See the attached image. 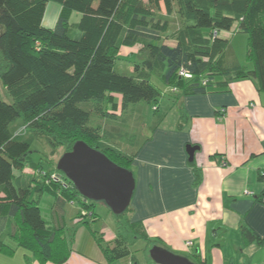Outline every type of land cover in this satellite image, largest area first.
Returning <instances> with one entry per match:
<instances>
[{"label": "trees", "instance_id": "1", "mask_svg": "<svg viewBox=\"0 0 264 264\" xmlns=\"http://www.w3.org/2000/svg\"><path fill=\"white\" fill-rule=\"evenodd\" d=\"M49 2L61 6L52 28L44 26ZM74 13L81 18L71 24ZM174 25L179 28L172 32ZM235 25L248 36L251 68L228 63L230 43L220 34ZM126 46L137 48L140 59L133 76L115 71ZM247 79L264 92V0H0V82L11 98L0 97V254L11 256L22 248L41 264L68 262L72 250L66 226H52L43 217L45 195L53 200L55 213L64 215L65 205L72 204L81 209L77 221L83 225L99 219L96 203L79 195L56 166L32 160V142L46 140L71 151L83 141L130 170L132 157L98 145L103 130L94 119L104 116L95 111L99 105L88 112L82 103L105 102L107 117L115 118L116 95L126 110L141 103L157 106L165 89L199 96L226 92L230 82ZM19 121L20 126L14 125ZM27 169L34 174L26 175ZM16 173L18 180L26 175L29 182L16 187ZM258 178L264 184V174ZM257 201L264 204V191ZM131 211L113 214L112 241L92 231L108 264L136 262L132 247L139 241L148 250L161 245L142 223L131 220ZM242 235L248 245L264 244V237L249 228L242 227Z\"/></svg>", "mask_w": 264, "mask_h": 264}, {"label": "crops", "instance_id": "2", "mask_svg": "<svg viewBox=\"0 0 264 264\" xmlns=\"http://www.w3.org/2000/svg\"><path fill=\"white\" fill-rule=\"evenodd\" d=\"M57 18L45 27H54ZM178 28L174 25L172 32ZM236 34L237 25L230 33L220 34L230 43L228 63L251 68L238 55ZM163 93L162 115L150 126L142 119L144 129L148 133L152 129L149 136L141 137L138 126L130 125L141 117L138 104L131 114L125 112L129 107L124 110L123 129L115 123L118 115L113 119L114 140L118 138L123 145L118 149L135 156L130 168L136 180L131 220L142 223L149 238L159 241L160 247L196 264H264V244L248 245L242 235V227H246L264 237V204L257 201L264 191L258 178L264 174V92L247 79L230 82L223 93L188 97L170 89ZM173 110L177 115L169 124ZM188 146L198 148L193 162L189 161ZM42 199L45 206L40 207L46 221L52 226H66L72 252L65 264H108L93 230L83 225L84 221H77L79 206L65 205L61 215L55 213L51 198ZM98 220L92 222H96L95 229L107 242L112 241L116 227ZM189 241L192 247L186 246ZM0 264L41 263L25 249L17 248L11 256L0 254Z\"/></svg>", "mask_w": 264, "mask_h": 264}, {"label": "rangeland", "instance_id": "3", "mask_svg": "<svg viewBox=\"0 0 264 264\" xmlns=\"http://www.w3.org/2000/svg\"><path fill=\"white\" fill-rule=\"evenodd\" d=\"M61 9V6L57 3L54 2H49L47 4V11H46V16L44 19V24L47 25L48 23H51L59 14V11ZM81 18V14L79 13H74L71 17V24H76L77 22H79ZM44 25V26H45ZM237 43L236 45V50L238 52V55L240 54L241 56H243L244 61H246V53H247V43H248V36L245 34H236V41ZM119 58L117 60V65H116V69L115 71L118 74L121 75H126V76H133L135 73V69H136V65L139 64V56H138V52H137V48L134 47H128L126 46L125 48H122L118 54ZM243 61V62H244ZM245 63V62H244ZM247 63V61H246ZM156 84V82H154ZM0 97L7 102H11V98L9 97V95L7 94V92L4 90L1 82H0ZM164 97V96H163ZM162 100H163V104H162ZM116 102L117 104L120 106V110H119V114H118V118L117 120H115V123L118 124V126L123 129L124 125L126 123H124V121L121 119V116L124 117L123 115V103H122V97L120 95H116ZM94 102H86V103H82L80 105V108L91 112L92 110L95 109L96 105H99L98 108H96L95 111H97V114H99L98 117L103 116L101 119L97 120L94 119V121H96V125H100L103 132L101 133L100 137L97 139L98 141V145L103 148H112L118 152H120L123 155H127L125 152H123L122 150L118 149L119 146H123L121 141H117L119 140L117 138V140H114V133L111 131V127L114 125V118L111 117H107V113L110 111V107L105 103V102H97L96 104H93ZM101 104V106H100ZM140 105V111H141V117H136L137 120V125L134 122H131L130 125L132 126H138V130L141 132L142 136L141 137H145V136H149L150 132H152V129L149 128V133L148 130L144 129V123L147 122L148 126L152 125L155 120H157V118L159 117V115H162V109H163V105H164V99L162 97H160L159 99V103L157 104V106H159V111H156V104H148V103H141L138 104ZM136 105V106H138ZM134 105H130L129 108L125 111L128 113H132V110L134 107H136ZM171 110V109H170ZM175 111L174 113L169 115V124L174 123V121H172L171 119H173L175 117V115H177V110H173ZM171 111V112H173ZM106 113V115H105ZM120 118V120H118ZM144 118V123L142 121V119ZM95 123V122H94ZM22 123L19 121L17 122L16 125L17 127L20 126ZM148 128V127H147ZM20 133H24V130L20 129L19 130ZM143 139L141 138L139 141H142ZM45 141V142H44ZM43 142L40 141H34L32 142L31 145V151L33 152L32 154V160L34 162H45L46 160V164L54 167L57 165L60 161V159L67 153L70 151H67L68 148L66 149L65 147H58V148H54L51 147L48 142H46V140H44ZM130 155V157L134 158V154H128V156ZM128 168V166H127ZM25 174L26 175H30V174H34L33 170L31 169H27L25 170ZM18 175L16 173L15 178L13 180L14 184L16 187H23L25 186L29 181V177L24 175L21 180H18ZM45 198H50L48 196H44ZM45 203L41 204V207H44ZM90 205H92V202H89ZM93 210L95 211L96 215L99 217L98 222L100 223H104L106 225H108V227L110 228H115L116 227V218L113 215V213L104 205L101 203H96L93 205ZM94 223H91L89 225V229L90 230H96L94 227ZM9 239H7L6 241L8 242ZM190 242V241H189ZM188 243V242H186ZM146 244H144L143 241H139L136 243L135 246L132 247V252L135 256L136 262L138 264H155L152 260L150 261L148 259L149 257V251L145 248ZM158 246V245H157ZM160 247V246H159ZM179 255V254H177ZM148 256V257H147ZM189 258V257H187ZM121 260L114 262L115 263H120ZM136 262L132 261V264H136Z\"/></svg>", "mask_w": 264, "mask_h": 264}, {"label": "water", "instance_id": "4", "mask_svg": "<svg viewBox=\"0 0 264 264\" xmlns=\"http://www.w3.org/2000/svg\"><path fill=\"white\" fill-rule=\"evenodd\" d=\"M197 150V147H187L190 162H193ZM57 170L85 200L104 204L115 216L126 213L132 204L136 189L133 172L116 165L83 141L77 142L60 159ZM149 255L155 264H195L159 246L152 247Z\"/></svg>", "mask_w": 264, "mask_h": 264}, {"label": "built area", "instance_id": "5", "mask_svg": "<svg viewBox=\"0 0 264 264\" xmlns=\"http://www.w3.org/2000/svg\"><path fill=\"white\" fill-rule=\"evenodd\" d=\"M182 74L185 75L184 72H182ZM186 77H190V75H186ZM53 178H54L55 180H57V181L63 179V177H61V176H60V177H57L56 175H53ZM186 246H187V247H192V246H193V243H192V242H188V243H186Z\"/></svg>", "mask_w": 264, "mask_h": 264}]
</instances>
